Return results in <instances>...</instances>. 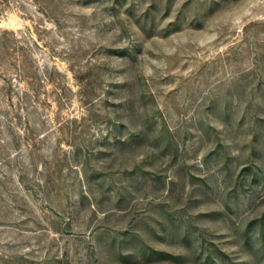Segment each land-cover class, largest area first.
<instances>
[{"label": "rangeland", "instance_id": "1", "mask_svg": "<svg viewBox=\"0 0 264 264\" xmlns=\"http://www.w3.org/2000/svg\"><path fill=\"white\" fill-rule=\"evenodd\" d=\"M0 264H264V0H0Z\"/></svg>", "mask_w": 264, "mask_h": 264}]
</instances>
